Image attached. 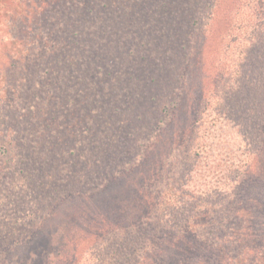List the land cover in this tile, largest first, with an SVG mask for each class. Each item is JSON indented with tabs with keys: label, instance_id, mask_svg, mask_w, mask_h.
Listing matches in <instances>:
<instances>
[{
	"label": "rangeland",
	"instance_id": "374dc122",
	"mask_svg": "<svg viewBox=\"0 0 264 264\" xmlns=\"http://www.w3.org/2000/svg\"><path fill=\"white\" fill-rule=\"evenodd\" d=\"M64 3L74 6L47 31L54 62L43 50L32 55L30 65L47 70L30 74L12 57L21 32L0 37L4 167L6 142L25 139L28 148L17 151L22 169L17 163L0 178V264H81L101 216L147 209L142 178L155 195L145 211L148 231L167 246L163 264L207 261L196 221L186 234L196 218L229 235L234 255L252 248L249 262L264 264V0ZM7 20L0 9L1 29ZM240 22L248 32L234 31ZM28 81L32 90L20 94ZM187 128L195 139L183 144V158L150 179Z\"/></svg>",
	"mask_w": 264,
	"mask_h": 264
},
{
	"label": "trees",
	"instance_id": "16d2710c",
	"mask_svg": "<svg viewBox=\"0 0 264 264\" xmlns=\"http://www.w3.org/2000/svg\"><path fill=\"white\" fill-rule=\"evenodd\" d=\"M64 2L65 0H51L50 2L48 0H0V9H3L7 13V19L9 20L8 26H5V28L3 29L0 28V37L6 38V35L10 34V41H13L16 39L14 33H22V36L18 38L21 48H19L18 53H16L15 55L13 54L12 57L19 59L21 62L24 61L27 65H30V63H32V60L33 62L37 61L36 59H32V55H36L38 51L43 50V58H45V60L49 61L50 63L54 62L56 56L52 57L53 50H49L50 48H48V44H52L53 42H49L48 38L50 33H48L47 31L50 21H53L56 17H60V11L74 6V4L71 5V3ZM213 6V2L211 4H205L206 12L201 14V17H207L208 19L211 15L210 8L212 9ZM245 9H247V6ZM23 25L26 26L25 28H28L26 31L29 32H23ZM35 26L39 27L38 30L35 28ZM238 29H244L248 32L247 27H245V25H243L241 22L238 23L234 31ZM15 30H18L19 32H15ZM234 31L231 34V39L232 37H238L239 35V32ZM252 41V39L248 41L249 46H252ZM253 42L256 43V40L254 39ZM198 53L200 54L201 52L199 51ZM7 64H9V62H7ZM41 66H43V64L41 63V61H39V63L35 66L30 65L27 72L33 74L32 69H37ZM43 67H45L46 70L48 69L46 66ZM30 84L31 82L28 81L24 84V86L17 85V87L20 86L19 88H17L20 91V94H23L26 88H30ZM31 90L32 89L30 88L28 91ZM17 101L18 100H15V103H17ZM22 119H26V117H22ZM158 123L165 125L164 118H160ZM189 130V128L182 130L181 135L178 136V143L180 147L179 149H176V153L172 154L170 152L172 151V149H174V147L171 146V149L170 151H168V155L166 156V158L160 160V164L152 166V172L148 173L150 179L155 176L158 168L162 167L164 163L169 164V161H171L172 159L173 161H176L179 158H183L182 154L184 152H181V154L179 153L180 149L183 147V144L187 143L190 138L191 141L189 142V144H191L195 139L194 134H192L193 132ZM173 131L176 132V130ZM152 135L154 140H157V138H159L158 134L155 136V133H153ZM2 139L4 138L0 135V141ZM174 142H172V144ZM6 144L7 147L4 148L6 151V160L10 158V168L8 169L12 170L13 167L17 166V163L20 165V169H22L27 161L20 156L18 158L19 154L17 153V151H20L19 153L22 154L24 153V151L21 152V150H28L26 146V140L18 138L17 140H15V142L10 141L6 142ZM11 155L17 156V160L15 162H13L15 158H13L12 160ZM143 157L144 155L141 153V157H139V159L133 164V166L138 167L142 163ZM5 164V161L0 160V178L5 173V171L8 170L6 169V166V168L4 167ZM160 170L161 169H159L158 171ZM8 173H10V171H7V174ZM145 182V178H142V188L140 191L144 192L145 194V196H142L141 198H144V200H146L145 204L147 205V209H145V206L141 210L137 209L136 215L133 216L131 209L129 211H125L118 208L113 210L112 213L107 216H101L95 224L98 225V227L96 226L95 228H93V231L88 236L91 239H94V243L92 244L93 246L89 247L88 249L90 258H87V260L85 261L83 260L81 264H96L99 261H102L106 264H148L145 263L148 256H152V259H155L157 261L156 264H163L165 262V259L162 258L167 254V246L163 247L162 243H158L156 238H160L157 237L156 232L154 234L153 232L148 231L147 224L149 219V212L145 210H148L150 205L153 203L155 195H152L150 192L145 193ZM14 185L17 186V184ZM5 197L7 196L0 198V202L4 201ZM195 221L196 223L194 224V231H197L198 234L201 235L199 240L194 238V241L201 246V249L205 253L203 255L208 257V262L211 260L214 262V264H251V262H249V258L252 257V255H255L252 252V248H247L239 255H234L232 253L234 245L229 235L218 234L216 227H211L210 222L205 223L204 218H200L199 220H197L196 218L192 221V223H189V228L186 230V234L187 232L193 234V230L191 227ZM115 245L117 246V248ZM187 250L188 252L190 251L189 249ZM259 258L260 259L256 260V264H260V260H262V258ZM207 261H200L199 264H207Z\"/></svg>",
	"mask_w": 264,
	"mask_h": 264
}]
</instances>
